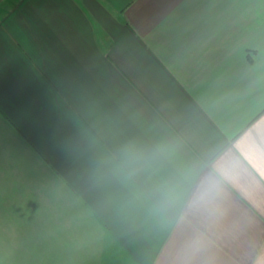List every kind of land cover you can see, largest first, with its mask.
Wrapping results in <instances>:
<instances>
[{"label":"crops","instance_id":"crops-1","mask_svg":"<svg viewBox=\"0 0 264 264\" xmlns=\"http://www.w3.org/2000/svg\"><path fill=\"white\" fill-rule=\"evenodd\" d=\"M2 170L17 264H264V0H0Z\"/></svg>","mask_w":264,"mask_h":264},{"label":"rangeland","instance_id":"rangeland-1","mask_svg":"<svg viewBox=\"0 0 264 264\" xmlns=\"http://www.w3.org/2000/svg\"><path fill=\"white\" fill-rule=\"evenodd\" d=\"M2 172L4 173V176L2 178V180L0 181V187L2 186L1 182H5L8 178V172H5L4 170H2ZM18 195L17 197L19 198V193H20V198L16 199V200H11L12 196L9 197L8 200L6 201H1L0 200V226H6V227H10L11 226V219L9 216H7V214L4 216V211L7 213L14 208H17L19 210H24V209H36V208H46L48 201L45 200V198H51V195L49 194L50 191L45 192L43 195H36L35 194H30L29 193V197L26 198L25 195V191L24 190H19V192H17ZM14 197V195H13ZM44 198V199H43ZM51 203V202H49ZM17 221L19 224H23L24 221V217H19L17 218ZM8 232V231H7ZM7 232H0V264H17L15 261L19 260V258L22 257L21 253H25L24 250L18 249L17 254L15 257L14 255H12V253L14 254V250L13 249H9L8 246L6 244H4L6 241H9V238L6 240L5 239V235H7ZM19 239V237L17 238ZM20 264V263H18Z\"/></svg>","mask_w":264,"mask_h":264}]
</instances>
